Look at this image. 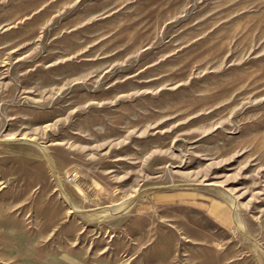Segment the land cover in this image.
<instances>
[{"label": "rangeland", "instance_id": "obj_1", "mask_svg": "<svg viewBox=\"0 0 264 264\" xmlns=\"http://www.w3.org/2000/svg\"><path fill=\"white\" fill-rule=\"evenodd\" d=\"M0 264H264V0H0Z\"/></svg>", "mask_w": 264, "mask_h": 264}]
</instances>
